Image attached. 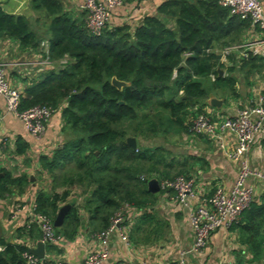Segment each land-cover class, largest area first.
Here are the masks:
<instances>
[{
	"label": "trees",
	"instance_id": "1",
	"mask_svg": "<svg viewBox=\"0 0 264 264\" xmlns=\"http://www.w3.org/2000/svg\"><path fill=\"white\" fill-rule=\"evenodd\" d=\"M33 3L50 16L48 58L67 59L22 96L21 110L48 105L61 111L66 134L51 155L40 158V170L52 183L50 191L38 193L36 211L55 221L60 203L67 201L70 188L78 186L84 195L83 211L102 231L125 204L140 209L154 205L148 180L190 174L194 161L185 154L180 159L178 140L189 132L196 115L205 113L200 103L215 89L225 88L236 96L237 61L230 57V75H220L218 70L225 65L215 50L241 44L252 22L232 15L219 0H167L133 32L123 25L93 35L84 22L62 13L60 3ZM0 33L23 47L40 44L28 18L8 14L1 6ZM258 61L264 64V58L249 55L239 61L240 69H259ZM114 77L128 85L119 90L111 83ZM129 137L136 139V149L127 143ZM26 150V144H18L19 154ZM25 181L6 172L0 177V197ZM56 187L65 190L59 194ZM80 209L72 205L62 227L56 228L58 236L76 235ZM141 221L156 222L148 213ZM36 228L30 223L20 229V235L25 232L30 239H40ZM254 228L258 231L260 226ZM253 246L257 255L262 254L260 244ZM0 247V264H27L25 243L1 238Z\"/></svg>",
	"mask_w": 264,
	"mask_h": 264
},
{
	"label": "crops",
	"instance_id": "2",
	"mask_svg": "<svg viewBox=\"0 0 264 264\" xmlns=\"http://www.w3.org/2000/svg\"><path fill=\"white\" fill-rule=\"evenodd\" d=\"M53 1L61 4L62 13L86 24L87 15L80 8V0ZM166 1L126 0L122 6L114 10L110 28L126 25L133 32L146 16L156 15L158 7ZM0 6L8 14L28 18L40 40L36 48L23 47L18 40L0 33V62L4 64L8 80L14 87L20 89L22 96L25 97L28 89L42 81L48 72L58 71L60 66L65 65L63 62L67 59L53 61L48 58L51 34L48 29L50 16L46 10L36 9L33 0H0ZM263 39L264 29L252 23L244 32L243 42ZM224 49L226 48L218 47L215 50L225 65V68L221 69L222 75H230V71L227 70L233 66L230 57L237 61L233 72L237 80L236 96L228 89H215L209 99L214 97L221 100V107L211 106L209 99L200 103L203 112H207L214 119L234 115L239 107L252 105L259 95L264 96L262 61L257 62L259 69L251 70L249 66L240 69L239 61L244 58L241 52H232L225 56ZM210 78L213 81L215 77ZM65 138L61 111L53 114L45 133L36 139L15 114L7 111L5 100L0 96V177L7 172L13 179L22 177L27 179L22 185L11 186V193L0 197V225L3 227V238L6 240L25 243L29 250L38 247L40 239H30L25 232L21 236L20 229L28 228L32 223L38 193L51 189L52 178L40 170V158L51 155ZM222 142L231 149L235 145V138L226 134ZM19 143L27 145L25 153H18ZM178 147L181 151L180 159L185 154L189 160L194 161L187 178L195 181L198 195L211 196L218 187L229 190L233 186L238 174L237 164L226 157L218 141L185 132L178 140ZM248 159L254 171L264 173V128L257 134L248 152ZM248 183L255 189L251 208L241 215L239 222L234 226L222 227L215 231L202 252L186 255V264H264V179L251 177ZM64 190V187L55 189L59 194ZM70 191L67 201L60 203V209L66 205H69L70 209L72 205L80 206L81 224L73 238L59 236L56 243L45 246L43 260L46 262L49 259H63L73 264H84L91 250H100L103 247V242L97 238V234L101 232L97 223L89 221L88 215L82 209L84 201L82 188L76 186L70 188ZM153 194L155 202L152 207L140 209L131 206L127 211L126 238L123 239L118 233L111 237L110 256L104 264H114L120 260L133 264L141 262L171 264L181 253L191 248L194 242L189 225L192 201L190 200L188 205L181 204L172 189H161L160 192ZM146 213L155 217L154 225L141 221ZM257 225L260 226L258 231L254 228ZM36 229L40 232L39 228ZM253 244H260L262 254L257 255L252 250Z\"/></svg>",
	"mask_w": 264,
	"mask_h": 264
},
{
	"label": "built area",
	"instance_id": "3",
	"mask_svg": "<svg viewBox=\"0 0 264 264\" xmlns=\"http://www.w3.org/2000/svg\"><path fill=\"white\" fill-rule=\"evenodd\" d=\"M126 0H80V8L86 13V27L93 35H100L110 28L113 12L123 5ZM264 0H219V4L230 10L232 15L241 19L251 20L254 26L264 29ZM241 52L242 57L264 56V39L246 41L224 49L226 56L232 52ZM67 60L63 62L66 64ZM214 78V75H211ZM0 96L5 100L8 112L15 114L23 123L27 131L36 139L42 137L46 126L55 110L48 105H37L21 110L22 92L8 80L4 64L0 62ZM264 128V96L259 95L254 104L238 108L234 115L217 117L214 119L206 113H200L192 120L189 133L194 136H207L218 141L220 149L226 157L237 164L238 174L233 186L229 190L216 188L211 196L198 195L195 181L185 176L159 181L163 190L172 189L177 199L183 205L191 200L189 225L193 233L194 242L188 251H184L171 264H186V255L202 252L211 235L222 227L230 228L239 222L241 215L251 208L255 189L248 183L251 177L264 179V173L254 171L248 159V152L255 142L257 134ZM226 134L235 138V145L228 149L222 142ZM131 208L125 204L115 213L109 226L97 234L103 242V247L91 250L84 260V264H104L110 256L111 237L118 233L125 239L126 213ZM32 223L37 224L41 232L40 242L45 246L56 243L59 236L54 221L36 211ZM2 250V247H0ZM27 264H39L40 259L29 251L23 254ZM48 264H73L63 259H49ZM114 264H133L120 260ZM137 264H148L141 262Z\"/></svg>",
	"mask_w": 264,
	"mask_h": 264
},
{
	"label": "water",
	"instance_id": "4",
	"mask_svg": "<svg viewBox=\"0 0 264 264\" xmlns=\"http://www.w3.org/2000/svg\"><path fill=\"white\" fill-rule=\"evenodd\" d=\"M220 75H222V70H218ZM112 85L117 87L119 90H121L123 87L127 86L128 84L124 81H120L118 80L116 77L112 78ZM209 102L211 104V106L214 107H221L222 102L221 100H218L217 98L211 97L209 99ZM127 143L134 149H136L137 147V142L136 139L134 137H129L127 138ZM148 189L152 192V193H158L160 192L161 188H160V184H159V180L156 178H152L150 180H148ZM70 209L69 205L63 206L54 221V225L56 228H60L65 221V217L68 213ZM3 227L0 225V239L3 238ZM31 253L35 254L40 260L45 259V245L44 243L40 242L38 244V247L36 249H31L30 250Z\"/></svg>",
	"mask_w": 264,
	"mask_h": 264
},
{
	"label": "rangeland",
	"instance_id": "5",
	"mask_svg": "<svg viewBox=\"0 0 264 264\" xmlns=\"http://www.w3.org/2000/svg\"><path fill=\"white\" fill-rule=\"evenodd\" d=\"M206 114H208L207 112H205ZM209 115V114H208Z\"/></svg>",
	"mask_w": 264,
	"mask_h": 264
}]
</instances>
